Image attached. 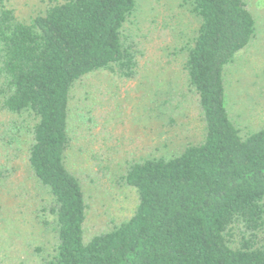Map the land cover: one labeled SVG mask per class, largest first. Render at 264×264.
Instances as JSON below:
<instances>
[{"label": "trees", "instance_id": "1", "mask_svg": "<svg viewBox=\"0 0 264 264\" xmlns=\"http://www.w3.org/2000/svg\"><path fill=\"white\" fill-rule=\"evenodd\" d=\"M11 1L0 0V107L34 119L29 165L51 194L53 229L40 264H264V128L243 137L226 104L225 70L256 32L248 1L189 0L200 26L184 67L204 137L131 161L122 180L136 209L91 235L84 180L68 164L71 92L113 65L136 74L123 29L137 0H49L28 22Z\"/></svg>", "mask_w": 264, "mask_h": 264}, {"label": "rangeland", "instance_id": "2", "mask_svg": "<svg viewBox=\"0 0 264 264\" xmlns=\"http://www.w3.org/2000/svg\"><path fill=\"white\" fill-rule=\"evenodd\" d=\"M247 1L256 32L225 70L227 109L243 137L264 128V0ZM50 4L13 0L8 6L28 22ZM199 26L189 0H137L123 29L126 44L137 49L136 74L127 77L113 65L74 85L68 164L84 180L88 235L136 209L138 193L122 180L131 161L171 157L203 139L184 67ZM33 125L28 113L0 107V264H40L52 247V216L45 211L51 194L28 159Z\"/></svg>", "mask_w": 264, "mask_h": 264}]
</instances>
